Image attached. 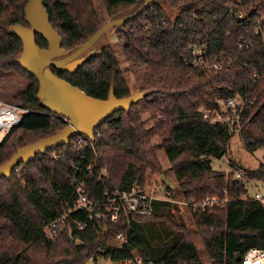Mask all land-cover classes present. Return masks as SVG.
<instances>
[{
    "label": "trees",
    "instance_id": "1",
    "mask_svg": "<svg viewBox=\"0 0 264 264\" xmlns=\"http://www.w3.org/2000/svg\"><path fill=\"white\" fill-rule=\"evenodd\" d=\"M143 1L101 3L111 18L132 13ZM164 1L168 10L162 2H153L116 26V34L133 80L145 94V108L182 198L200 202L227 192L226 204L207 218L192 215L210 264H240L237 256L249 250L264 252V212L251 198L243 199L249 183H236L232 173L212 168L211 159L226 155L234 134L226 126L205 121L199 110L216 108L218 98L242 96L248 104L240 139L249 152L264 149V0ZM26 2L0 0V70L28 81L26 89L11 99L29 111L0 142V166L17 149L68 126L41 106L36 78L15 61L22 42L9 28L28 26ZM41 2L64 50L83 44L104 22L92 0ZM169 8L176 10L173 17ZM35 39L46 48L42 37ZM191 41L204 44L221 67L206 72L185 65L182 59ZM51 70L98 100H106L111 88L116 99L131 96L110 45L72 73ZM230 167L241 170L249 181L264 178L262 166L251 171L230 162ZM17 169L10 178H0V264H86L91 258L99 263L133 257L149 258L154 264H204L189 228L163 201L154 202L150 216L121 218L108 226L89 220L83 212H71L54 238L43 234L46 225L73 206L77 187L97 202L107 192L143 188L147 174L163 173L136 104L106 119L92 141L78 142L75 137ZM162 184L166 193L171 191ZM119 234L127 237L122 245L116 241Z\"/></svg>",
    "mask_w": 264,
    "mask_h": 264
},
{
    "label": "water",
    "instance_id": "2",
    "mask_svg": "<svg viewBox=\"0 0 264 264\" xmlns=\"http://www.w3.org/2000/svg\"><path fill=\"white\" fill-rule=\"evenodd\" d=\"M158 1L166 5L164 0H144L132 13L114 16L103 22L101 28L83 44L72 50H64L61 46L62 37L51 26L41 0H27L24 13L28 26L15 24L9 28L22 42L21 55L15 61L36 78V98L41 106L67 120L70 125L52 137L17 149L11 158L0 166V178H10L13 170L19 165H26L37 155L45 154L47 150L67 145L69 140L77 135H84L92 141L95 129L106 119L118 111H128L139 99L145 97V94L135 93L128 98L116 99L111 88L106 100H98L57 77L51 67L70 73L76 71L90 56L101 51L104 45L97 49L93 48V45L106 30L136 17L151 3ZM36 35L47 42L46 48H41L36 43ZM161 181L166 186L173 187L163 176Z\"/></svg>",
    "mask_w": 264,
    "mask_h": 264
},
{
    "label": "built area",
    "instance_id": "3",
    "mask_svg": "<svg viewBox=\"0 0 264 264\" xmlns=\"http://www.w3.org/2000/svg\"><path fill=\"white\" fill-rule=\"evenodd\" d=\"M185 65L202 69L206 72L218 70L221 64L215 59L214 55L208 48L199 42L191 41L187 46V54L182 59ZM256 74H254L255 77ZM216 108H201L199 110L202 118L210 124L223 125L228 127L233 134L240 135L243 129L241 121L244 110L248 101L242 96L235 95L233 97L216 100ZM29 114L27 109H24L16 104H10L0 101V134L4 133L5 136L9 131L18 126L22 118ZM68 126L70 123L63 119ZM4 136V137H5ZM3 137V138H4ZM78 142L90 141L84 135L75 136ZM73 137V138H75ZM72 138V139H73ZM70 139V140H72ZM69 140V141H70ZM2 140H0L1 142ZM69 143V142H68ZM75 146V144H73ZM264 151V149H263ZM263 167L264 164L260 165ZM16 167L13 172H18ZM233 180L236 183L253 184L255 190L252 194L247 191L243 195V199L251 198L258 203L264 212V178L256 179L253 181L247 180L241 170H231ZM104 176L105 170L101 172ZM228 200L226 190H223L221 195L206 197L200 202H193L185 200L173 201L169 196L162 195L161 192L148 193L143 188L136 185L128 190H115L112 193H105L104 198L100 201L93 202L88 198L81 187L76 189V201L73 206L56 219L51 221L43 228V234L47 238H54L64 226L67 221L68 214L71 212H83L91 221H95L102 226L116 224L121 218L128 219L129 217H146L153 213V204L156 201H163L169 204L178 205L180 209H187L189 214L198 215L199 217L207 218L215 209L223 207ZM78 228L82 229L83 224L79 223ZM212 229V228H210ZM119 245L127 241V237L119 234L116 237ZM239 257L240 264H264V252L259 250H249ZM89 264H154L149 258L133 257L131 259L113 262L110 259L102 260L101 262L94 263L93 258L88 261Z\"/></svg>",
    "mask_w": 264,
    "mask_h": 264
},
{
    "label": "rangeland",
    "instance_id": "4",
    "mask_svg": "<svg viewBox=\"0 0 264 264\" xmlns=\"http://www.w3.org/2000/svg\"><path fill=\"white\" fill-rule=\"evenodd\" d=\"M92 2L102 20H104V22L107 21L110 17L105 12L101 0H92ZM165 6L168 10V4H166ZM175 14L176 10H173L172 8L170 10L169 8V15L173 17ZM102 45H110L113 51L115 52L119 60L120 67L122 68L124 78L131 91V95H134L135 93H140L133 80L132 74L127 66L126 60L122 52V43L116 34L115 27L106 30L102 34V36L95 42L93 48L97 49ZM91 47L89 49L92 50ZM27 84L28 81L25 78L21 77V75H17L12 71L0 70V101L17 105V103H15L11 98L17 93L24 91L27 87ZM135 104L142 120L144 121V126L148 130L151 143L155 147L156 155L158 161L160 162L163 172L162 174H147L143 189L148 193L161 192L162 195L169 196V198H171L173 201L180 202L182 201V196L177 187L173 173L170 170V165L165 157L164 150L161 147V140L156 131L153 129V124L151 119L149 118V113L145 108L144 98L139 99ZM4 136L5 134L1 133L0 140H3ZM230 162H234L236 165L246 170H256L260 165L264 164V151L262 148L257 149L254 152L247 151L243 146L240 136L238 134H234L229 141L228 151L226 155L223 156L220 160L211 159V166L214 170H219L227 173L231 171ZM161 176H163L169 182V184L173 186L172 188L170 187V192L166 193L161 182ZM253 190H255L254 185L249 184V193L252 194ZM170 205L172 210L171 212L177 217H180L184 221L185 225L189 228L194 246L197 249L201 261L204 264H210L202 240L196 232L192 215L189 214L187 209H180L177 204Z\"/></svg>",
    "mask_w": 264,
    "mask_h": 264
}]
</instances>
